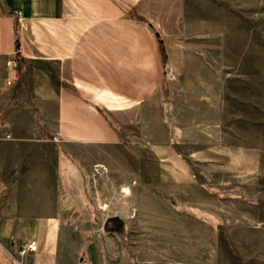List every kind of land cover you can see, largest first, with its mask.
Wrapping results in <instances>:
<instances>
[{"label":"rangeland","instance_id":"1","mask_svg":"<svg viewBox=\"0 0 264 264\" xmlns=\"http://www.w3.org/2000/svg\"><path fill=\"white\" fill-rule=\"evenodd\" d=\"M133 10L160 45L161 78L118 143L55 148L83 221L72 226L91 228L100 264H264V0Z\"/></svg>","mask_w":264,"mask_h":264},{"label":"crops","instance_id":"2","mask_svg":"<svg viewBox=\"0 0 264 264\" xmlns=\"http://www.w3.org/2000/svg\"><path fill=\"white\" fill-rule=\"evenodd\" d=\"M135 1L0 0V257L101 263L94 235L81 233L91 228H81L92 237L80 243L72 226L82 219L61 185L55 148L118 143L119 122L159 83L160 45L135 19ZM41 190L51 198L40 200ZM30 229L35 235L25 236ZM29 239L36 249L20 254Z\"/></svg>","mask_w":264,"mask_h":264},{"label":"built area","instance_id":"3","mask_svg":"<svg viewBox=\"0 0 264 264\" xmlns=\"http://www.w3.org/2000/svg\"><path fill=\"white\" fill-rule=\"evenodd\" d=\"M18 64V61L16 60L15 57H9L6 60V65L8 67L9 70H14L16 68ZM11 78H13V75L11 74L8 79H7V83L11 82ZM36 249V241L35 239H29L27 240L25 243H23L19 248H18V252L20 254H24L27 252H33ZM80 264H88L87 260L82 258L80 260Z\"/></svg>","mask_w":264,"mask_h":264},{"label":"water","instance_id":"4","mask_svg":"<svg viewBox=\"0 0 264 264\" xmlns=\"http://www.w3.org/2000/svg\"><path fill=\"white\" fill-rule=\"evenodd\" d=\"M82 259V256L79 257V261Z\"/></svg>","mask_w":264,"mask_h":264},{"label":"bare ground","instance_id":"5","mask_svg":"<svg viewBox=\"0 0 264 264\" xmlns=\"http://www.w3.org/2000/svg\"><path fill=\"white\" fill-rule=\"evenodd\" d=\"M127 194V193H126Z\"/></svg>","mask_w":264,"mask_h":264}]
</instances>
